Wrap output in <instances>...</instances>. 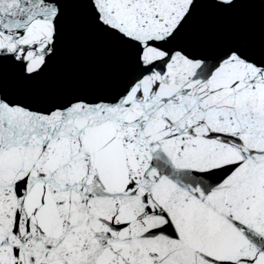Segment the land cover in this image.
Listing matches in <instances>:
<instances>
[{"label": "snow or ice", "instance_id": "snow-or-ice-1", "mask_svg": "<svg viewBox=\"0 0 264 264\" xmlns=\"http://www.w3.org/2000/svg\"><path fill=\"white\" fill-rule=\"evenodd\" d=\"M0 264H264V0H0Z\"/></svg>", "mask_w": 264, "mask_h": 264}, {"label": "water", "instance_id": "water-1", "mask_svg": "<svg viewBox=\"0 0 264 264\" xmlns=\"http://www.w3.org/2000/svg\"><path fill=\"white\" fill-rule=\"evenodd\" d=\"M89 41L86 38H69L67 42V51L69 54H74L76 51L87 47Z\"/></svg>", "mask_w": 264, "mask_h": 264}]
</instances>
